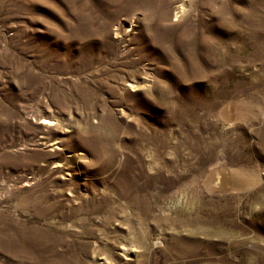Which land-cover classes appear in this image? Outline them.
<instances>
[{
	"label": "rangeland",
	"instance_id": "obj_1",
	"mask_svg": "<svg viewBox=\"0 0 264 264\" xmlns=\"http://www.w3.org/2000/svg\"><path fill=\"white\" fill-rule=\"evenodd\" d=\"M0 264H264V0H0Z\"/></svg>",
	"mask_w": 264,
	"mask_h": 264
},
{
	"label": "bare ground",
	"instance_id": "obj_2",
	"mask_svg": "<svg viewBox=\"0 0 264 264\" xmlns=\"http://www.w3.org/2000/svg\"><path fill=\"white\" fill-rule=\"evenodd\" d=\"M185 1H187V0H185ZM181 7H184V4H182L181 5ZM184 10H182V9H178L177 10V14L179 13V12H183ZM54 164H56V163H54ZM58 166V165H57ZM72 197H75L74 195H72ZM73 200V199H72ZM38 209V208H37ZM37 213V212H36ZM136 213V212H135ZM138 214L140 215H143L144 214V208L142 207V208H140V209H138ZM11 221V220H10ZM8 222V221H7ZM10 223V222H9ZM8 224V223H7ZM33 229H34V227H33ZM31 230V229H30ZM40 231V230H39ZM33 232H35V231H33ZM37 232V231H36ZM44 234V233H43ZM32 235V234H31ZM30 234H29V236H31ZM44 235H46V233L44 234ZM36 236H38V235H36ZM30 238V239H29ZM40 238V237H39ZM41 238H43V237H41ZM27 239H28V246H30V245H34V246H39V245H41L40 244V242L38 241V239L37 240H35V239H33L32 237H27ZM44 240H45V238H44ZM52 240V239H51ZM43 241V240H42ZM48 241V240H47ZM46 242V241H45ZM53 242H54V240H53ZM47 243V242H46ZM50 244H51V242H50ZM53 244V243H52ZM175 246L174 247H176V248H178L181 252H183V253H185V252H187L188 251V249H191L192 247L191 246H186V244L185 243H183L182 241H175ZM44 245V244H43ZM46 246V245H45ZM54 246V245H53ZM127 245H125L124 247H126ZM14 247H16V246H14ZM42 248V247H41ZM49 248V247H48ZM53 248V247H52ZM47 250V249H46ZM49 250V249H48ZM133 250V249H132ZM132 250L131 249H128V251H131L132 252ZM52 252H54L53 251V249H52V251H51V253ZM50 253V252H49ZM54 254V253H53ZM52 254V255H53Z\"/></svg>",
	"mask_w": 264,
	"mask_h": 264
}]
</instances>
